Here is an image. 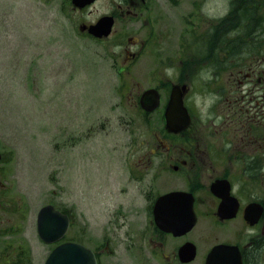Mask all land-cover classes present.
<instances>
[{
	"label": "flooded vegetation",
	"instance_id": "obj_1",
	"mask_svg": "<svg viewBox=\"0 0 264 264\" xmlns=\"http://www.w3.org/2000/svg\"><path fill=\"white\" fill-rule=\"evenodd\" d=\"M179 1L0 0L56 3L62 13L67 6V16L72 13L79 19V34L90 37L82 27L107 15L112 21L108 37L114 36L120 55L115 61L118 81L148 77L147 88L159 93L152 112L141 106L144 90L131 99L143 116H154L153 141L129 144L134 158L116 165V172L125 173V179L115 192L103 194L104 217L93 219L85 243L96 264H264V117L259 120L252 113H264V0H225L229 3L226 13L216 2H211V9L193 5L192 12L211 14L203 16L211 30L192 36L191 45L186 38L176 45L172 36L175 24L189 20L187 11L176 13L183 4L178 5ZM187 1L184 4L206 0ZM72 2L93 3L80 8ZM96 2H107L106 10L91 21H81ZM226 19L233 26L232 35L226 33ZM140 58L155 62L154 68H147H153L152 73L144 64L135 68ZM227 80L234 88L229 94L220 88ZM193 82L214 84L210 88L219 85L213 93L209 91L213 108L203 118L196 97L205 94L193 93ZM173 85H180L188 114L187 125L176 131L169 129L165 115ZM242 102L250 107L238 116L235 109ZM224 123L236 126L241 134L222 128ZM220 129L222 141L215 137ZM14 177L0 159V264H43L57 244L80 242V223L64 208L61 194L45 204L68 215L67 233L54 243L39 238L38 210L27 207L28 200L26 207L16 210L14 185L9 182ZM220 245L231 250L211 254Z\"/></svg>",
	"mask_w": 264,
	"mask_h": 264
},
{
	"label": "rangeland",
	"instance_id": "obj_2",
	"mask_svg": "<svg viewBox=\"0 0 264 264\" xmlns=\"http://www.w3.org/2000/svg\"><path fill=\"white\" fill-rule=\"evenodd\" d=\"M184 1L188 2H177L183 4L176 13L187 11L189 20L175 24L176 45L185 38L191 45L192 36L211 30L203 18L211 14L192 12L193 5L211 9V2H216L226 13L229 4L225 0ZM106 6L107 2H97L90 16L80 20H93ZM68 13L67 6L62 13L56 3L0 2V156L7 174L15 176L9 182L14 185L16 210L26 207V200L27 207L36 210L61 194L64 208L80 223V240L87 243L93 219L104 217L103 194L115 192L125 179V173L116 172V165L134 158L129 144L153 141L155 118L138 113L131 103L133 95L147 87L148 77L119 82L115 61L120 55L114 36L95 40L79 34V19ZM225 30L233 34L227 19ZM143 60H137L135 68L144 64L152 73L155 62ZM211 85L192 84L193 93L205 94L199 95L201 107L219 87ZM220 88L226 94L234 90L228 80ZM237 105L238 116L250 107L249 102ZM212 108L213 103L207 113ZM252 113L263 120L262 111ZM221 126L241 134L230 123ZM222 136L220 129L215 137L222 141ZM69 233L73 236L72 230Z\"/></svg>",
	"mask_w": 264,
	"mask_h": 264
},
{
	"label": "water",
	"instance_id": "obj_3",
	"mask_svg": "<svg viewBox=\"0 0 264 264\" xmlns=\"http://www.w3.org/2000/svg\"><path fill=\"white\" fill-rule=\"evenodd\" d=\"M105 19H106L105 17L100 18L98 23L96 25H93V27L90 28V31H93V29L95 28H99L100 25L106 22ZM107 32H108L107 28L104 29V33L107 34ZM147 93L149 94V91ZM150 96H152L154 99L156 97V95H153V93H151ZM154 99L152 100L153 102L152 104V102L149 103L148 101H146L145 98H142V103L144 104L146 102V105H147L145 106L146 109H151L154 106V103H155ZM170 101H174L175 104L173 107H175V105L180 106L181 104V99L179 98V95L177 96L175 91H172ZM173 107L172 109L170 108V106H168L167 108L166 115L169 121L172 120V118L169 115L173 111ZM49 208L51 209L52 207L51 206L43 207L39 212L38 231H39L40 236L43 239L51 241L52 239L53 240L57 239V237L50 238L48 236V231H50L52 227L48 226L46 222H44V219H43L45 213L47 212V209ZM66 226H67V218L65 221L64 229L61 230V233L66 229ZM45 264H96V262H95L94 255L92 254L90 249L78 243L66 242L61 245L56 246L50 252V254L48 255L45 261Z\"/></svg>",
	"mask_w": 264,
	"mask_h": 264
},
{
	"label": "clouds",
	"instance_id": "obj_4",
	"mask_svg": "<svg viewBox=\"0 0 264 264\" xmlns=\"http://www.w3.org/2000/svg\"><path fill=\"white\" fill-rule=\"evenodd\" d=\"M166 72L168 75H171L172 70L167 69ZM213 102H214V98L208 97L203 100V106L201 107V98L200 97L196 98L197 107L201 109L202 118L207 115V109L212 105Z\"/></svg>",
	"mask_w": 264,
	"mask_h": 264
},
{
	"label": "bare ground",
	"instance_id": "obj_5",
	"mask_svg": "<svg viewBox=\"0 0 264 264\" xmlns=\"http://www.w3.org/2000/svg\"><path fill=\"white\" fill-rule=\"evenodd\" d=\"M153 95H156V97H155V99L152 97V96H149L148 98V101L149 102H152V100L154 99V102H156V101H158V99H159V95L157 94V93H154ZM151 97V98H150ZM169 102H170V104H169ZM152 104H153V102H152ZM174 101H168V105H167V108H168V106H170V108L172 109V107L174 106ZM171 116V115H170Z\"/></svg>",
	"mask_w": 264,
	"mask_h": 264
},
{
	"label": "trees",
	"instance_id": "obj_6",
	"mask_svg": "<svg viewBox=\"0 0 264 264\" xmlns=\"http://www.w3.org/2000/svg\"><path fill=\"white\" fill-rule=\"evenodd\" d=\"M241 14L240 15H242V18L244 19L246 16H247V14L243 11V12H240Z\"/></svg>",
	"mask_w": 264,
	"mask_h": 264
}]
</instances>
